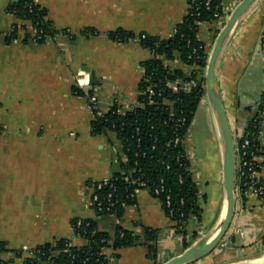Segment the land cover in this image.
Here are the masks:
<instances>
[{
	"label": "crops",
	"instance_id": "1",
	"mask_svg": "<svg viewBox=\"0 0 264 264\" xmlns=\"http://www.w3.org/2000/svg\"><path fill=\"white\" fill-rule=\"evenodd\" d=\"M34 1L48 10L53 28L66 33L38 43L31 23L9 11L13 0H0V243L8 249L0 253V259L23 264L33 248L59 238L85 245L87 241L74 234L75 218L96 219L99 228L112 237L118 224L136 232H141L140 224L161 229V263L181 254L183 236L166 215L162 201L148 190L136 191L134 203L126 207L121 219L97 214L91 200V183L112 177L113 163L121 164L124 156L123 144L113 130L93 133L94 115L86 98L73 92V86L84 77L92 85L94 72L93 87L99 91L102 110H108L116 97L120 98L123 113L140 106L142 64L154 55L141 44L138 35L172 37L188 13L189 1ZM240 1L222 0L229 12L227 17ZM224 24L219 20L200 24L198 38L206 44L208 54ZM16 26L17 37L10 38ZM117 29L132 31L137 37L127 42L114 40L110 32ZM263 31L264 0H258L227 40L221 56L219 88L232 129L240 134L257 111L256 103L264 90ZM27 35L31 36L28 40ZM59 36L69 42H58ZM166 63L185 72L197 66L184 63L179 53ZM83 66L90 67V71L83 70ZM206 97L205 93L201 102ZM208 107L218 135L219 162L212 170L213 191H207L208 180H203L196 153H192L193 178L204 211L200 234L191 245L210 237L226 204L222 137L209 99ZM194 125L195 118L192 128ZM192 128L186 139L191 150ZM262 128L264 131V121ZM212 192L217 197L218 212L207 222L204 203L208 204ZM194 226L191 218L189 230ZM225 241V247L215 250L211 259L207 256L191 264L257 256L264 260V208L258 198L248 197L243 207L236 206ZM18 250L22 256L16 255ZM104 253L112 264H155L144 244L117 250L108 247Z\"/></svg>",
	"mask_w": 264,
	"mask_h": 264
},
{
	"label": "trees",
	"instance_id": "2",
	"mask_svg": "<svg viewBox=\"0 0 264 264\" xmlns=\"http://www.w3.org/2000/svg\"><path fill=\"white\" fill-rule=\"evenodd\" d=\"M189 10L184 19L177 24L174 35L170 38H160L148 33L139 34L141 44L150 49L153 57L145 62L144 75L138 88L139 102L143 106L121 113L117 105L112 106L103 114H96L91 122L94 134H102L113 130L121 139L126 162H121L119 172L112 175L113 179L100 190H97L104 207L109 205L106 196L115 188L112 201L115 202L113 213L121 219L128 205L134 203L131 196L133 189L142 181H146L152 188L160 187L166 215L174 222V228L183 236L182 245L185 250L197 239L200 234V225L203 216V206L199 198V187L193 174L186 171L189 162L181 157L183 144H175L177 136H183L192 126L195 114L206 93L204 71L194 70L185 72L180 68L172 69L166 61L173 60L176 53L180 54L182 61L188 65H207L208 53L206 44L198 38L199 26L203 22L219 20L225 23L227 12L222 0H188ZM9 11L17 17L27 20L37 30L34 40L44 43L47 36L65 34L66 31H52L53 23L47 18L48 10L41 7L34 0H19L9 7ZM23 28H26L24 25ZM88 32V30H86ZM18 26L15 27L10 38L17 37ZM96 33V30H90ZM219 32V30H218ZM217 32V33H218ZM41 36V37H40ZM31 36L27 35L26 40ZM110 37L120 42H127L137 37L128 30L117 29L110 32ZM200 75L202 84H196L191 91L173 92L168 86L169 81L180 79L183 84L190 82ZM93 91V90H91ZM73 92L85 96V92L73 86ZM261 109L264 111V90L260 96ZM185 116L187 122L178 127V117ZM253 118H249L246 128H251ZM0 125V132L2 131ZM171 169L167 170V164ZM135 168L134 172H129ZM182 177V180L180 179ZM137 179L136 184L132 183ZM96 185L95 182L91 183ZM170 194L171 206L166 205V196ZM94 209L97 207L93 205ZM96 210V209H95ZM170 210H173L171 213ZM100 216H107L108 212L97 211ZM191 218L196 226L189 230ZM74 234L84 238L87 243L82 246L74 245L70 238H59L33 248L31 255L26 257L23 264H112L110 258L104 253L108 247L115 250L122 247L144 244L148 248V257L161 264L160 238L162 230L140 224L141 232L128 230L116 226L115 235L101 230L94 218H75L72 221ZM6 244L0 243V253L7 251ZM22 256V251H16ZM0 264H11V261L0 259Z\"/></svg>",
	"mask_w": 264,
	"mask_h": 264
},
{
	"label": "built area",
	"instance_id": "3",
	"mask_svg": "<svg viewBox=\"0 0 264 264\" xmlns=\"http://www.w3.org/2000/svg\"><path fill=\"white\" fill-rule=\"evenodd\" d=\"M35 32H36L35 33L36 36L38 32L37 30H35ZM50 38L52 37L47 36V40ZM261 39L264 50V31L262 33ZM170 67L174 69L172 66ZM194 70L204 71L205 67L203 68L202 66L197 65L195 66L194 69L190 70L189 72ZM82 74L85 73L82 72ZM84 79L85 80L83 81L81 80L77 83L78 85L77 87L85 92L84 97L86 98L87 105L92 111L94 116L96 114H103L104 112H107L114 105H117L119 111L123 113L119 106V102H120L119 97H116L113 100L108 110H102L100 108V96L98 89L95 87H91L92 86L91 82L87 81L86 77H84ZM199 80H202L200 75H198L197 78H193L190 82L183 84L181 80L178 78L176 80L169 81L168 86L172 89L173 92H178L181 90L183 92L184 90H187L189 92L199 82ZM140 106H143V104L140 103ZM260 106H261V102L258 101L256 103L257 111L251 116L253 118V125L251 128L247 129V131L245 130L243 134L237 133L233 130L234 142H235V159H236L235 192L237 197V205H240L242 207L248 197H256L259 199L261 207L264 208V131L262 128L264 121V111L261 109ZM186 122H187L186 117L180 116L176 121V125L178 127L184 126ZM191 128L192 126L189 127V130L188 132L185 133V135L177 136L175 139V144L178 143L183 144V151L179 152V159L181 157L187 159L189 165L187 166L186 171L190 172L191 174H194V166L192 164V150L189 149L186 143V139ZM123 152H124V148H123ZM126 161H127V157L124 152V156L122 157L121 162H126ZM170 169H171V164L169 163L167 164V170ZM134 171L135 168L129 169V172H134ZM112 179L113 177L105 178L96 181L95 182L96 185L92 184V188H93V192L91 195L92 204L97 205V207H95L97 211L108 212L107 216H115V214L113 213V209L115 208V202L112 201V198L114 196V192L116 191V189L114 188L113 191L106 196L107 202L109 201V205L106 207L102 205L101 197L99 193H97V190H100L104 185L109 184ZM180 179L182 180V177H180ZM136 182L137 179L132 180L133 184H136ZM138 189L148 190L152 196L162 201L161 194L164 191L163 188L160 187L152 188L151 186L148 185L146 181H142L139 184V186L136 187L135 185L133 189V193H131V196L135 197V193ZM166 205L169 208L171 206L170 194H167L166 196ZM170 212L172 213L173 210H170ZM226 244L227 243L224 239L222 246H225Z\"/></svg>",
	"mask_w": 264,
	"mask_h": 264
},
{
	"label": "water",
	"instance_id": "4",
	"mask_svg": "<svg viewBox=\"0 0 264 264\" xmlns=\"http://www.w3.org/2000/svg\"><path fill=\"white\" fill-rule=\"evenodd\" d=\"M19 0H13V3H18ZM258 0H241L237 6L230 12L225 24L220 29L214 44L208 55L207 65L204 70L206 94L209 102L216 115L218 125L221 132L223 146V183L225 190V208L223 215L217 224L214 232L207 238L206 241H199L190 247L186 248L181 254H178L161 264H191L201 260L212 254L218 249L220 244L225 239L233 218L236 213L237 197L235 192V175H236V159H235V142L232 125L229 115L225 108L222 94L218 83V73L222 52L227 40L243 19V17L251 10ZM55 31V28H52ZM58 42L66 43L69 40L66 37H57ZM83 70L90 71V67L83 66ZM96 76L92 74V86L95 84ZM198 84H202L199 80ZM261 88L259 90L261 91ZM181 92H183L181 90ZM262 93V92H261ZM260 93V95H261ZM249 122V121H248ZM248 125V124H247ZM121 167L120 162L113 163V172H119ZM215 233V235H214ZM263 257L257 256L248 259L229 260L216 264H264Z\"/></svg>",
	"mask_w": 264,
	"mask_h": 264
},
{
	"label": "rangeland",
	"instance_id": "5",
	"mask_svg": "<svg viewBox=\"0 0 264 264\" xmlns=\"http://www.w3.org/2000/svg\"><path fill=\"white\" fill-rule=\"evenodd\" d=\"M208 108V98L206 97L204 101L200 103L195 114V125L192 128V153H196L195 159L202 172L203 180H208L209 186L206 190L209 191L211 188V191H213L214 183L212 170L217 167L219 162V140L215 123ZM206 185L207 184L205 183V187ZM204 206L207 210L205 219L209 222L218 212V201L213 192L210 194L208 204L204 203ZM222 244L218 249L225 247L222 246ZM208 256V258L211 259L213 254Z\"/></svg>",
	"mask_w": 264,
	"mask_h": 264
},
{
	"label": "bare ground",
	"instance_id": "6",
	"mask_svg": "<svg viewBox=\"0 0 264 264\" xmlns=\"http://www.w3.org/2000/svg\"><path fill=\"white\" fill-rule=\"evenodd\" d=\"M214 235H215V233H214ZM263 262H264V260H262Z\"/></svg>",
	"mask_w": 264,
	"mask_h": 264
}]
</instances>
